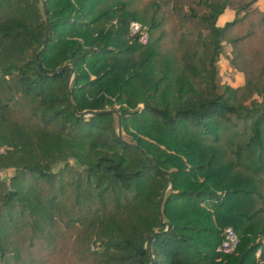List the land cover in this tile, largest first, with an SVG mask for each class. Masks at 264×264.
Here are the masks:
<instances>
[{
    "label": "trees",
    "instance_id": "1",
    "mask_svg": "<svg viewBox=\"0 0 264 264\" xmlns=\"http://www.w3.org/2000/svg\"><path fill=\"white\" fill-rule=\"evenodd\" d=\"M41 1L0 0V264H264L257 0Z\"/></svg>",
    "mask_w": 264,
    "mask_h": 264
},
{
    "label": "rangeland",
    "instance_id": "2",
    "mask_svg": "<svg viewBox=\"0 0 264 264\" xmlns=\"http://www.w3.org/2000/svg\"><path fill=\"white\" fill-rule=\"evenodd\" d=\"M258 2H259V7L263 10L264 9V1L259 0ZM133 6H134V8H136L135 10H137V12L141 16H144L146 19L150 16L151 9L148 8V6L146 4V0H134ZM228 18H229V16L226 13L222 14L220 16L217 24L222 25L223 22H225V20H227ZM164 27L169 28L170 27L169 23L165 24ZM182 30H184V29H182ZM153 33L156 35L157 30L154 29ZM173 38H174L176 46L179 45L178 48H180L182 51L184 43H183V41L180 42L182 44H180L178 42L179 35L173 36ZM180 63L181 62H179V64ZM215 67H216L215 83L217 85V91L218 92L221 89V87H220L221 85H228V86L233 87V88H237V87L242 86V84L244 82L243 81V75L240 71L235 69L230 63V45L227 42H224V41L222 42V49H221V52L218 55L217 60L215 62ZM240 97H242V96L240 95ZM256 98H257V96L255 94H253L249 99H246V98H245V100L242 99L243 104H247L250 99H256ZM114 108H116V106H114ZM83 116H88V114L85 113V114H83ZM115 132L117 134L123 136L124 138H127V136H125V134H123V131L120 130L119 127H116ZM7 149H8V146H6L4 144H0V154H4ZM12 172H13L12 168H10V167L5 168V169L0 170V176L1 177L9 176L12 174ZM81 262H82V264H84L83 261H81ZM59 264H76V263H74V260L72 259V257H65Z\"/></svg>",
    "mask_w": 264,
    "mask_h": 264
},
{
    "label": "built area",
    "instance_id": "3",
    "mask_svg": "<svg viewBox=\"0 0 264 264\" xmlns=\"http://www.w3.org/2000/svg\"><path fill=\"white\" fill-rule=\"evenodd\" d=\"M128 28L131 34L136 35L137 40L140 43H145L148 39L147 32L141 29L140 25L135 21L128 23ZM237 245V237L233 229L226 226L221 231V240L216 247V251L222 254L231 253Z\"/></svg>",
    "mask_w": 264,
    "mask_h": 264
},
{
    "label": "crops",
    "instance_id": "4",
    "mask_svg": "<svg viewBox=\"0 0 264 264\" xmlns=\"http://www.w3.org/2000/svg\"><path fill=\"white\" fill-rule=\"evenodd\" d=\"M258 1H259V0H257V1L255 2L254 5H255L258 9H260L261 11L264 12V9L262 10V9L259 7V2H258ZM263 1H264V0H263ZM224 13H226V14L229 16V18H228L227 20H230V19L232 18V16H233L232 11L229 10V9H225V10L223 11L222 14H224ZM222 14H221V15H222ZM221 15H220V16H221ZM220 16L217 18L216 24H217V22H218ZM227 20H225V21H227ZM223 23H224V22H223ZM217 25H218V24H217Z\"/></svg>",
    "mask_w": 264,
    "mask_h": 264
},
{
    "label": "water",
    "instance_id": "5",
    "mask_svg": "<svg viewBox=\"0 0 264 264\" xmlns=\"http://www.w3.org/2000/svg\"><path fill=\"white\" fill-rule=\"evenodd\" d=\"M40 2H41V4H42V1L40 0ZM43 15H45V11H44V9H43ZM45 26H46V22H45ZM46 38V32H45V35H44V39ZM116 117H118V115L116 114Z\"/></svg>",
    "mask_w": 264,
    "mask_h": 264
}]
</instances>
